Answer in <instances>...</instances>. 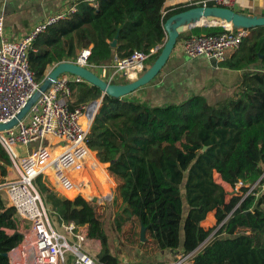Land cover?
<instances>
[{"label": "trees", "instance_id": "trees-1", "mask_svg": "<svg viewBox=\"0 0 264 264\" xmlns=\"http://www.w3.org/2000/svg\"><path fill=\"white\" fill-rule=\"evenodd\" d=\"M198 1L167 11L166 0H96L97 7L81 0L75 12L34 41L30 69L41 83L49 67L75 59L92 46L91 61L101 66L136 50L150 53L147 70L165 43L164 22L202 6ZM224 31L221 26H198L181 33L180 39ZM221 65L254 69L243 74L231 96L215 103L194 94L177 103L151 105L134 93L117 98L103 95L85 81L70 83L75 107L101 101L87 143L101 163H109L107 172L116 183L112 212L117 232L135 231L131 238L150 245L151 254L143 255L141 264H157L155 254L166 250L191 254L189 261L194 264H264V191L258 186L248 193L251 186L264 181V26L249 29L240 47ZM11 165L0 144L3 176ZM102 171L111 189L113 182ZM215 174L233 188L240 184L239 191L229 198ZM44 179L40 175L35 183L53 216L86 226L88 238L101 243L99 262L120 264L109 247L111 222L104 225L96 213L110 212L106 204L85 195L89 203L81 196L66 198ZM210 213L216 223L206 228L203 222ZM20 223L0 196V264H9L7 253L22 239L16 232ZM142 226L145 241L140 236ZM237 226L248 227L252 233H236Z\"/></svg>", "mask_w": 264, "mask_h": 264}, {"label": "built area", "instance_id": "built-area-1", "mask_svg": "<svg viewBox=\"0 0 264 264\" xmlns=\"http://www.w3.org/2000/svg\"><path fill=\"white\" fill-rule=\"evenodd\" d=\"M210 1L228 8L235 4V0H199L196 3L207 6ZM89 4L97 7L96 0H89ZM76 10L77 4H73L47 15L16 41L6 37L0 19V123L15 118L40 86L29 66V51L34 41L49 26ZM224 29L220 34H200L183 39L180 43L182 52L189 58L204 56L217 63L227 61L249 30L231 25H225ZM150 55L136 50L129 57H116L109 66H101L91 61L92 46H89L75 59L64 61L84 66L109 83L117 79L130 82L145 72ZM81 81L84 80L70 73L60 75L15 126L0 131V144L16 172L13 178L0 172V196L21 221L16 232L22 239L7 253L9 264H97L85 250L87 227L60 222L53 216L51 206L43 200L35 183L40 175L52 177L65 196L74 193L80 185L74 179L75 170L82 171L87 154L92 152L87 136L100 103L96 100V104L91 101L79 107L73 105L74 92L70 83ZM59 150L61 152L57 154ZM258 186L264 191L263 181L251 186L248 193ZM76 194L84 198L83 194ZM190 257L191 254L180 255L171 264H186Z\"/></svg>", "mask_w": 264, "mask_h": 264}, {"label": "crops", "instance_id": "crops-1", "mask_svg": "<svg viewBox=\"0 0 264 264\" xmlns=\"http://www.w3.org/2000/svg\"><path fill=\"white\" fill-rule=\"evenodd\" d=\"M79 1L81 0H0V19L3 22L5 35L11 41L19 40L35 23L44 19L47 15L62 11L73 4H77ZM82 1L89 2V0ZM193 1L195 0H166L165 6L167 11H170L180 3H192ZM232 9L250 16H262L264 0H235ZM225 25L214 23L211 26L224 27ZM182 40L179 38L168 62L158 76L150 84L137 90L134 94L140 96L151 105L177 103L194 94H201L210 103H215L231 96L236 91L243 74L254 69L253 66L243 70L230 69L204 56L189 58L182 52L180 45ZM233 53L230 54L229 58ZM104 171L110 178L107 171L105 169ZM90 178L91 182L86 185L87 192H84L83 195L105 203L106 197L112 193L110 192V185L108 188L104 173L100 187H98L93 176ZM84 181L83 179L82 182ZM218 182L222 183L229 192V198L240 189V184H237L234 189L223 182L221 178ZM215 223V215L210 213L207 220L203 222V226L210 228ZM243 232L251 234L252 230L245 226L236 227V233ZM86 246L93 248V250L97 248L96 254L101 250V243L96 239L88 238ZM180 255H183L180 251L171 252L166 250L157 252L154 259L157 264H171ZM186 264L194 263L189 261Z\"/></svg>", "mask_w": 264, "mask_h": 264}, {"label": "water", "instance_id": "water-1", "mask_svg": "<svg viewBox=\"0 0 264 264\" xmlns=\"http://www.w3.org/2000/svg\"><path fill=\"white\" fill-rule=\"evenodd\" d=\"M214 23H226L233 27L249 30L258 26H264V15L250 16L232 8L217 5L197 6L171 15L163 24L166 40L158 58L137 79L123 84L109 83L97 73L84 66L70 61H62L51 67L44 80L40 83L38 90L30 97L17 116L7 123H0V131L15 126L29 112L40 96L50 89L55 80L64 73L78 76L85 82L98 87L103 92V95L109 94L117 98H122L136 92L150 84L158 76L168 62L181 33L198 26H211ZM112 45L115 46L116 41ZM92 103L96 104L94 101ZM109 202L112 208L113 199H110ZM145 230L146 228L142 226L140 232L142 241L146 240Z\"/></svg>", "mask_w": 264, "mask_h": 264}, {"label": "rangeland", "instance_id": "rangeland-1", "mask_svg": "<svg viewBox=\"0 0 264 264\" xmlns=\"http://www.w3.org/2000/svg\"><path fill=\"white\" fill-rule=\"evenodd\" d=\"M51 14H53V13H51ZM222 24L225 25L226 23H222ZM50 69H51V67L47 69V72ZM215 97H217V96H215ZM74 101H75V99H74ZM90 154H92L94 157L92 156L93 157L92 158L90 156ZM108 165H109V163H101L98 160V158L96 157V154H95L94 151H92L91 153H88L87 156H86V162L84 163V167H83L82 171H80L79 169L75 170V175L74 176H75V178L79 179L77 182H79L80 185L76 189L77 191L75 190L76 192L74 191V193L70 192L69 194H67L66 196H68V197H66L60 191L59 187L55 186V184L53 183V181L51 179L52 177H48V176L45 175L46 179H44V180H46L45 182H46L47 185H49L51 188H53L60 195L65 196L66 198H69V199H74V198L77 197L76 193L83 194L84 192H87L86 191L87 190L86 185H88L91 182V180H90L91 176L94 177L95 182L97 183L98 187H100V185H102V178H103L102 168L107 171ZM8 174L10 175L11 178L16 176V172H15V169H14L13 165H11L9 167ZM215 178H216L217 181L220 180V177H219L218 174H215ZM83 179L85 180L84 181L85 183L82 182ZM92 185H93V183H92ZM111 189H112V193L113 194H111L112 196L109 195V196L106 197V199H105L106 200L105 201L106 205L104 206L105 208L110 210V212L106 213V210H103V209L96 210L97 216L99 217V219L102 221V223L104 225H107L108 222H111V225H110V227L108 229V231L110 232L109 234H111V238H110V241H109L110 250H111V252L114 255H116L119 258L120 264H141V260L143 258V255L145 257L147 256V258H148L149 255L151 254L150 245H141L139 242H137L133 238H131L130 235L133 234V232H135V231L131 232L132 231L131 230L130 232H128L127 229H124V231H122V232H117L116 226H114V224H113V212H112L113 209H114V195H115L114 193L116 191V183H115L114 180H113V186H112ZM110 199H113L112 208H111L110 202H109ZM185 214H186V208H185ZM132 224H133V226H135V228H136L135 230L138 231L139 229H138L137 224L135 222H133ZM20 226H21V223H20ZM85 250L91 256H93V258L95 259L97 264H101L99 262V259H98V254L99 253L98 254L95 253V252L98 251L97 248H95V250H93V248H88L86 246ZM147 258H146V261L148 260Z\"/></svg>", "mask_w": 264, "mask_h": 264}, {"label": "bare ground", "instance_id": "bare-ground-1", "mask_svg": "<svg viewBox=\"0 0 264 264\" xmlns=\"http://www.w3.org/2000/svg\"><path fill=\"white\" fill-rule=\"evenodd\" d=\"M228 26L230 25V24H227ZM61 152V150H59L58 152H56L57 154H59Z\"/></svg>", "mask_w": 264, "mask_h": 264}]
</instances>
